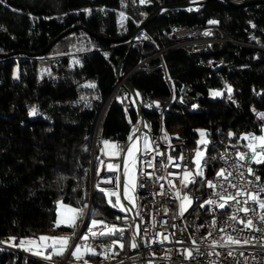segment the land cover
<instances>
[{
  "label": "trees",
  "instance_id": "obj_1",
  "mask_svg": "<svg viewBox=\"0 0 264 264\" xmlns=\"http://www.w3.org/2000/svg\"><path fill=\"white\" fill-rule=\"evenodd\" d=\"M175 1L181 0H0V53L43 50L78 23L107 37L123 36L155 7ZM179 24L216 25L228 40L198 51L173 46L170 32ZM145 33L152 42L130 45L80 29L42 55L0 57V241L75 233L79 221L55 226L57 201L80 211L90 199L92 162L97 170L101 141L127 144L139 119L131 99L128 107L121 99L120 73L140 92L151 135L162 123L172 139L197 146L199 129L206 131L209 142L200 146L207 156L198 190L219 169L217 151L224 142H247V135L262 132L264 3L235 7L210 0L195 8L165 9ZM228 84L230 94L210 98L212 88ZM33 108L36 115H30ZM258 164L264 181V162ZM107 192L96 186L92 190L97 232L112 230L103 236L114 242L113 249H129L131 218ZM87 257L98 260L94 254ZM0 264L56 263L38 255L24 258L20 247L11 246L0 248Z\"/></svg>",
  "mask_w": 264,
  "mask_h": 264
},
{
  "label": "built area",
  "instance_id": "obj_2",
  "mask_svg": "<svg viewBox=\"0 0 264 264\" xmlns=\"http://www.w3.org/2000/svg\"><path fill=\"white\" fill-rule=\"evenodd\" d=\"M170 34L175 40L173 46L190 51L212 48L214 44L228 40L216 25L196 27L179 24L172 27ZM138 37L136 40L142 35ZM141 41L152 42V39L142 37ZM167 81L174 91L173 81ZM117 88L121 91L123 103L128 107L130 98L137 108L133 95L123 81H119ZM136 91L142 104L141 94ZM152 106L153 101L149 100L148 107ZM136 129L137 126L133 125L126 146L122 140L113 141L121 158L105 160L104 177L100 183V186L117 191L126 206L132 221L129 249L114 250V242L100 232H94L95 236L92 232L88 233L87 239L82 237L83 228L95 212L91 193L84 224L73 243L81 240L91 246L98 260L74 263L264 264V220L261 219L264 208L260 207V203L264 202V181L261 180L259 164L255 161L257 148L254 153L247 142H224L217 151L219 169L209 176L203 189L198 190L203 173L199 176L196 168H201L203 172V160L207 156L205 149L186 140L172 139L169 132L163 130L162 123L158 132L152 134L151 149L144 151L142 136L150 130L145 120L136 136L139 137L138 148L125 167V153L136 138H132ZM197 152L202 155L197 156ZM241 154L245 159H240ZM109 164L117 168L111 169ZM249 168L254 175L249 173ZM221 171L223 175H218ZM192 175L193 179L187 177ZM129 180L131 186L128 192L133 198L132 203L126 193ZM116 183L118 187L114 189ZM253 196L255 200L251 199ZM185 197L188 199L185 200ZM210 200L215 203H207ZM220 204L225 206L221 208ZM202 207H205V211ZM193 211L194 215H191ZM249 220L252 221L251 226H247ZM229 236L232 240L228 239ZM133 243L135 248L132 247ZM0 248L10 246L0 241ZM28 255L25 252L24 258Z\"/></svg>",
  "mask_w": 264,
  "mask_h": 264
},
{
  "label": "rangeland",
  "instance_id": "obj_3",
  "mask_svg": "<svg viewBox=\"0 0 264 264\" xmlns=\"http://www.w3.org/2000/svg\"><path fill=\"white\" fill-rule=\"evenodd\" d=\"M140 37V36H139ZM138 37V38H139ZM144 39V38H143ZM146 39V37H145ZM139 41L142 40V37L140 39H138ZM18 71V64H16V72ZM127 75H125L124 79H126ZM124 79L120 80L123 81ZM233 91V87L232 85L228 84L224 87H216V88H212L210 90L209 96L210 98H216L219 96H222L224 94H230ZM219 92L221 93L220 95H214V93ZM135 127L137 126V123L134 125ZM134 128V127H133ZM132 129V128H131ZM264 136V125H263V129L262 132L258 135H254L252 137H262ZM248 137V145H253L255 146V148H257V152H256V156H255V161L260 159V160H264V156L259 155L260 153H264V147H261V142L259 141V139H255L253 140L251 137H249L248 135L246 136ZM209 142V138L206 134V131L204 129H199V137L197 139V146L200 147L202 146H206V144ZM96 143V138L94 141V145L95 146ZM101 145H102V150H103V155H102V159L99 161L97 170H95V162L93 160V164H92V173L94 175V180H92L91 183V193L92 190L94 188V186H96L97 188H99V183H102V178L104 177L103 175V171H104V167L105 165V160H109L112 158H121V153L116 149V146L113 145V143L111 141H105L102 140L101 141ZM127 144H125L126 146ZM153 145V138L150 132L145 133L142 136V148L144 151L146 150H150L151 147ZM94 148V147H93ZM93 154H94V150H93ZM102 165H104L103 169H101ZM108 166V165H107ZM101 169V173L99 175V170ZM96 171V174H95ZM197 174L200 176L202 175V169L201 168H196ZM189 179H193L194 175L192 176H187ZM102 189V188H101ZM106 190V189H104ZM107 196L111 197L110 193L115 192L117 195H114V202L115 204L122 210L126 211V206L120 196V194L115 191V190H107ZM90 193V195H91ZM117 199H119V203H117ZM87 202V201H86ZM85 202V203H86ZM84 203V205H85ZM84 207V206H83ZM83 207L80 209L82 210ZM68 209H76L77 212L73 213V212H69ZM95 213V212H94ZM81 211H79V209L75 206H73L72 204L66 203L64 201H62V199H59L57 201V217H56V221L58 218L61 219V224H65V225H70L71 223H73V218L74 219V226L78 223V227L75 230L74 234H71L69 232H67L66 234H61V235H51V234H30L27 235L25 237H23L21 240H19L17 243L14 240V238H9V239H5L4 241H2L3 243H5L6 245L14 246V247H20V250L23 252V254L26 252L29 255H38L37 253H40L38 256L46 258L48 256H50L48 259L51 262H55L56 264H68L71 263L72 261H76V262H84V263H90L91 261H89L88 259V255L94 254V250L91 246L86 245L84 243H82L81 240L76 241V245L74 246L73 241L76 239V235L78 234V232L80 231V228L82 226L81 223ZM94 215V214H93ZM93 217V216H92ZM95 220L97 221V225L100 223V220L96 219V218H91V221L89 223L88 229L91 228L92 232H97L98 229L96 228L97 225L93 226L92 225V221ZM88 233H90L88 230L82 235V237H85ZM48 237V238H58V239H67L68 243L67 245H61L58 240L54 241L53 239H48L45 241H41L39 238L40 237ZM23 241V243H21ZM53 245L55 247V251L53 249ZM77 248L79 249V251H77ZM61 254H57L58 252H61ZM72 251V256L73 258L69 257V252ZM73 253H75V255H73Z\"/></svg>",
  "mask_w": 264,
  "mask_h": 264
},
{
  "label": "water",
  "instance_id": "obj_4",
  "mask_svg": "<svg viewBox=\"0 0 264 264\" xmlns=\"http://www.w3.org/2000/svg\"><path fill=\"white\" fill-rule=\"evenodd\" d=\"M210 0H181V1H175V2H170V3H166V4H161L158 5L157 7H155L137 26L135 29H133L132 31H130L129 33H127L126 35L123 36H118V37H107L104 36L102 34H100L99 32L81 24L78 23L72 27L67 28L66 30H64L63 32H61L57 37H55L50 43L49 45L43 49V50H39V51H28V50H24V49H19V50H13L10 52H6V53H0V57H10L16 54H26L28 56H38V55H42L44 53L47 52V50L50 48V46L55 43L59 38H61L62 36L75 31V30H84L88 33H90L91 35L100 38L104 41H109V42H116V41H122V40H128L130 45L136 40V38L138 36L141 35H145L146 37L150 38L146 33H145V28L146 26L162 11H164L165 9H169V8H195L199 5L205 4ZM226 1L227 3L235 6V7H244L247 5H251V4H258V3H264V0H223ZM121 69H122V63H121ZM125 76H122L120 73V80L124 79ZM125 86L127 87V89L130 91V93L133 95V98L137 104V112L139 114V119L137 122V129L135 130L133 137H136L139 132L141 131V129L143 128L144 124H145V118H144V114H143V109H142V104L139 101V97H138V93L136 91V88L129 84L126 79L123 80ZM114 173H117L116 171H114ZM118 185L116 183V185L114 186V189H117ZM99 188L102 189H106V190H110L111 188L107 187V186H99ZM131 205V203H129ZM141 243V242H140Z\"/></svg>",
  "mask_w": 264,
  "mask_h": 264
},
{
  "label": "snow or ice",
  "instance_id": "obj_5",
  "mask_svg": "<svg viewBox=\"0 0 264 264\" xmlns=\"http://www.w3.org/2000/svg\"><path fill=\"white\" fill-rule=\"evenodd\" d=\"M141 2L143 3L144 0H141ZM209 23H216V21H209ZM89 86L94 87V85H89ZM220 94H221V93H219V92L214 93V95H220ZM36 114H37V109H36V108H33V109L31 110V112H30V115H36ZM259 115L261 116L262 119H264V113H261V114H259ZM230 135H231V134H230ZM246 138H248V137H246ZM251 138H252L253 140H255V139H259V141L261 142V147H264V136H262V137H258V138H257V137H251ZM249 147H250V149H252V151L255 153V146H253V145H249ZM129 154L131 155V151H130ZM200 155H202V154L199 153V152H197V156H200ZM259 155L264 156V153H260ZM240 159H241V160L245 159V156H244L243 154H241V155H240ZM256 162H257V163H262V162H264V160H260V159H258V160H256ZM197 163H198V162H197ZM248 171H249V173H252V169H251V168H249ZM252 174L254 175V173H252ZM218 175H223V171H221V173H219ZM257 179H259V177H257ZM210 186H211V185H210ZM110 195H117V194H116L115 192H113V193H110ZM184 199L187 200L188 198L185 197ZM222 199H223V198H222ZM228 199H233V197H229ZM251 199L255 200L256 197L253 196V197H251ZM117 203H119V199H117ZM207 203H209V204H214L215 201L210 200V201H207ZM224 206H225L224 204H220V205H219V207H221V208H223ZM260 207H261V208H264V202H261V203H260ZM68 211H69V212H73V213L77 212L76 209H68ZM80 211H82V210H80ZM244 211L247 212L248 209H244ZM74 219H75V218H73V223H71L70 226H74ZM233 219H235V217H233ZM261 219L264 220V217H261ZM91 223H92L93 226H95V225H97L98 222L95 221V220H93ZM60 224H61V219L58 218L57 221L55 222V226H56V227H59ZM251 224H252V221L249 220V221L247 222V226H251ZM113 228H114V226H113ZM88 231H89V232H92V229L89 228ZM120 231H122V230H120ZM111 233H112V230H110L109 233H103V232H102V233H100V234H101V235H105V234H111ZM92 235L95 236L96 233L92 232ZM39 239H40L41 241H45V240H48V239H53L54 241H57V240H58V242H59L61 245H67V243H68V240H67V239L48 238V237H43V236L40 237ZM84 239H87V237L85 236ZM228 239H229V240H232V237L229 236ZM21 243H23V241H22ZM246 243H247V241H246ZM121 247H123V245H121ZM132 247H133V248L136 247L135 243L132 244ZM53 249H54V251H55V247H54V245H53ZM62 250H63V249H61V252H58L57 254H61V253H62ZM77 251H79L78 248H77ZM37 254L39 255L40 253H37ZM73 255H75V253H73ZM46 258H49V259H50V256H48V257H46Z\"/></svg>",
  "mask_w": 264,
  "mask_h": 264
},
{
  "label": "bare ground",
  "instance_id": "obj_6",
  "mask_svg": "<svg viewBox=\"0 0 264 264\" xmlns=\"http://www.w3.org/2000/svg\"><path fill=\"white\" fill-rule=\"evenodd\" d=\"M142 37L143 38H145V35H142ZM140 39V38H139ZM139 143V137H136L133 141H132V143H131V145H130V147H128V149H127V151H126V153H125V160H124V165H125V167L128 165V163L133 159V157H134V153H135V151H136V149L138 148V144ZM130 151H131V155L129 154L130 153ZM103 167H104V165H102V167H101V169H103ZM108 167V166H107ZM105 168V167H104ZM109 168H111V169H115V168H117L116 166H114V165H111V164H109ZM101 169L99 170V175H100V171H101ZM105 170V169H104ZM103 174H104V171H103ZM104 176V175H103ZM99 186H100V183L98 184ZM130 186H131V181L129 180V182H127V187H126V193H127V195H128V198H129V201L132 203V201H133V198L131 197V195L129 194V192H128V189H130ZM84 207H83V209H82V211H81V223H82V225L84 224V215H86L87 214V211L89 210V207H90V199L85 203V205H83ZM130 246V245H129Z\"/></svg>",
  "mask_w": 264,
  "mask_h": 264
}]
</instances>
